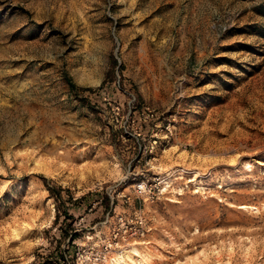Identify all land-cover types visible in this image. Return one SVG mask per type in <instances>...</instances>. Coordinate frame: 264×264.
<instances>
[{"label":"rangeland","instance_id":"374dc122","mask_svg":"<svg viewBox=\"0 0 264 264\" xmlns=\"http://www.w3.org/2000/svg\"><path fill=\"white\" fill-rule=\"evenodd\" d=\"M260 161L264 0H0V264H264Z\"/></svg>","mask_w":264,"mask_h":264},{"label":"built area","instance_id":"2783aa9c","mask_svg":"<svg viewBox=\"0 0 264 264\" xmlns=\"http://www.w3.org/2000/svg\"><path fill=\"white\" fill-rule=\"evenodd\" d=\"M146 116H149V114H147ZM137 135H139V133H137ZM134 190L136 193H138L141 196L150 197L151 187H147V184L144 181H141V182L135 184ZM136 223H137V225H139L138 228H141L143 226L142 218L138 217V219L136 220ZM135 233H136V231L133 232V234H135Z\"/></svg>","mask_w":264,"mask_h":264},{"label":"bare ground","instance_id":"6f19581e","mask_svg":"<svg viewBox=\"0 0 264 264\" xmlns=\"http://www.w3.org/2000/svg\"><path fill=\"white\" fill-rule=\"evenodd\" d=\"M260 164H264V162L263 161H260ZM125 258L129 259L130 258V255L129 254H126V257Z\"/></svg>","mask_w":264,"mask_h":264},{"label":"trees","instance_id":"16d2710c","mask_svg":"<svg viewBox=\"0 0 264 264\" xmlns=\"http://www.w3.org/2000/svg\"><path fill=\"white\" fill-rule=\"evenodd\" d=\"M72 83H70V85H71ZM72 86V85H71ZM72 237V236H71ZM70 240H71V238H70Z\"/></svg>","mask_w":264,"mask_h":264}]
</instances>
